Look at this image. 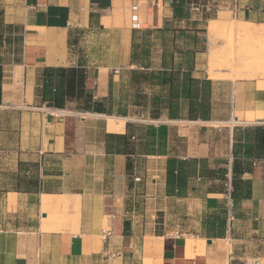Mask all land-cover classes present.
Masks as SVG:
<instances>
[{"label":"crops","instance_id":"crops-1","mask_svg":"<svg viewBox=\"0 0 264 264\" xmlns=\"http://www.w3.org/2000/svg\"><path fill=\"white\" fill-rule=\"evenodd\" d=\"M99 1L0 0V113L36 119L28 127L36 134L30 137L32 147L17 150V172L12 174L25 186L17 183L5 191L25 201L29 214L12 218L10 228H0V264H264V160L241 174L250 181V194L232 205L230 225L227 194L208 191L217 180L205 177L204 170L222 166L225 159L230 178L234 127L264 124V78L226 79L228 90L218 98L211 89L209 120L190 119L188 99L178 101L177 119H170L163 107L153 121L166 126V147L140 155L155 163L140 183L127 168L128 156L132 164L135 157L127 153L132 136L126 125L137 108L132 104V69L171 72L177 92L184 82L188 85L189 74L205 78L196 56L192 61L169 57L166 45L152 36L181 34L187 42L203 28L202 7L264 25V0H106L101 6ZM143 46L149 55L132 61V52ZM79 64L85 69V88L93 100H105V112L77 110L75 100L64 108L42 103L43 68ZM154 82L140 91L167 96L174 90L159 79ZM223 104L226 114L218 116ZM144 114L149 119L148 109ZM196 121L226 125L224 154L214 153L209 141L180 138V131L188 128L175 125L189 127ZM170 158L206 159L193 174L180 166L186 187L179 194L173 187L168 193L166 187ZM43 202L52 209L66 202L74 217L51 228L42 220L47 215L41 211ZM183 205L185 221L176 216ZM216 217L222 227L215 223L209 229L207 220Z\"/></svg>","mask_w":264,"mask_h":264},{"label":"rangeland","instance_id":"rangeland-1","mask_svg":"<svg viewBox=\"0 0 264 264\" xmlns=\"http://www.w3.org/2000/svg\"><path fill=\"white\" fill-rule=\"evenodd\" d=\"M207 1L208 0H204L202 3L206 4ZM200 11H202L203 21L201 27L203 28L199 30V34L189 36L187 42L184 41V38L180 34L172 33H166L164 35L153 34L154 36H152V38L157 39L158 42L166 45L169 50L167 53L169 57L171 55L175 57L182 56L181 52L185 49L197 50L195 52L196 54H194V56L197 57L196 65L199 68L198 71L204 74L205 78H208V70H211V68V71L222 72V77L218 80H211L208 78L211 81V89L214 90V98H218L220 92L226 93L228 90V86L226 85L228 81H225L226 79L234 81L236 78H264V34L260 36L257 34L252 37L242 36L238 34L236 30L230 29L231 23H235L232 25L234 28L243 26L239 22L240 20L236 19V17L225 16L222 12L216 13L212 7H210V9L202 7L200 8ZM204 19H206V21ZM212 20L213 23L218 26V32L216 31L214 34L210 35L207 28ZM219 23H223V25H219ZM224 24H226V29H224ZM221 26L224 27L222 28ZM253 30H256L257 33H259L258 31H263L264 29L256 26ZM143 37L151 39V34L145 33L143 34ZM212 49L213 51L216 50L215 52L217 53L215 56L218 57H214L213 61H209L208 52ZM257 57L259 58V62L256 59ZM211 62H214V66ZM257 62L261 64L257 65ZM74 106L68 105V108L73 109ZM227 108L224 104L221 105L219 110H217V115L224 116ZM70 111L75 112L77 110ZM130 116L131 117L128 119V122L131 125L129 127V132L133 135L130 141V150L135 157L132 164V179L138 176L140 177V181L137 182L140 183L142 175L147 169H152L155 164L149 163L148 160L150 159L140 156L141 154L144 155L146 150L150 148L146 144L145 127L150 123H158H154L153 120L150 122V119L144 117V110L142 111L138 108H136ZM34 122H36V119L31 118L30 115L13 113L12 111L0 113V126L3 127L0 128V221L4 220V225L0 226V228H10L12 226V218H21L28 216L29 214L26 210V206L23 204L25 201L16 200L14 197H11V194H6L5 191L12 186H15L17 183L18 185H25L21 178H19L18 182L12 174L17 172V150L20 148L26 150L27 148L32 147V139H30V137L32 138L36 134H32L28 127H32ZM234 122L236 121L233 120L231 123H228V125L233 126ZM255 125L260 124H238L236 127ZM175 126H179V128L184 127V130L188 128V132L180 131L181 134H184V137L180 138L185 139L188 136L193 139L196 138L200 142L209 141L212 144V151L218 156L227 151L226 144L228 141L226 140L227 131L225 124H219L217 122L201 123V121H196V123H190L189 127L181 125L180 123ZM180 145L183 144L180 143ZM165 147L163 149H165ZM155 168L156 172H158V167L156 166ZM62 203V206L47 210V203L43 202V209L41 208V211L44 213L47 212V218H42V220L43 222L52 224L51 228H56L58 223L65 222L69 215L73 216V210L68 212L67 203ZM185 213V206H179L176 216L180 220L185 221ZM60 226H62V224H60Z\"/></svg>","mask_w":264,"mask_h":264},{"label":"trees","instance_id":"trees-1","mask_svg":"<svg viewBox=\"0 0 264 264\" xmlns=\"http://www.w3.org/2000/svg\"><path fill=\"white\" fill-rule=\"evenodd\" d=\"M93 1V0H92ZM95 1V0H94ZM184 0H180V3ZM106 0H100L98 4H106ZM199 31V30H198ZM181 35V34H180ZM135 49V48H134ZM197 50L185 49L182 53L188 61L193 60V56ZM149 55L148 47L143 46L139 53L132 52V61L142 59ZM192 67L189 66V70ZM131 82L134 92L132 93V104L140 110L148 109V117L156 120L160 117V110L163 107L168 109V117L170 119L179 118L178 101L180 99H188V117L193 120H209L210 90L211 81L207 78L188 77V85L184 82L182 92H177L174 86V77L172 73L165 74L163 71L155 72L141 69L131 70ZM155 79H159L160 84H169L171 90L167 96L155 92H141L140 88L146 84L154 85ZM41 87L39 96L44 105L53 108H64L71 101H76V109L80 111L105 112V100H93L92 93L89 92L84 85L85 69L82 64L77 67H44L41 74ZM0 101H1V68H0ZM140 107V108H139ZM127 128L131 126L127 122ZM146 144L150 147L145 154H155L165 147L166 143V126L163 124H148L145 127ZM130 136H133L132 134ZM128 154H132L130 146ZM231 176L227 179V161L222 160V166L210 169L205 168V177L209 180H217L207 187L208 191L226 193L232 201V205L238 199L248 197L250 194V181L242 179L240 176L245 171H250L252 162L264 160V124L246 127H234L231 145ZM128 156L127 168L132 171V161ZM206 159L192 158L185 162L170 158L166 164V187L169 191L173 187V193L179 194L186 187V175L180 174V166H185L186 174H193L197 163L204 164ZM252 165V166H251ZM229 181L230 190L228 191L225 184ZM25 186V185H24ZM172 191V190H171ZM227 210L225 209V214ZM217 223L218 227H222L223 221L216 217L207 220V226L212 229Z\"/></svg>","mask_w":264,"mask_h":264},{"label":"bare ground","instance_id":"bare-ground-1","mask_svg":"<svg viewBox=\"0 0 264 264\" xmlns=\"http://www.w3.org/2000/svg\"><path fill=\"white\" fill-rule=\"evenodd\" d=\"M215 21V20H214ZM240 22V21H239ZM217 23V22H216ZM243 26H238V27H236V28H234V26H232L233 24H235V23H231V27H230V29L231 30H236V32L238 33V34H240V35H242V36H246V37H252V36H254V35H263L264 34V30L263 31H258L259 33H257V31L256 30H253L254 28H256V26L258 27V28H263L264 29V25H262V24H260V25H255V24H253V23H250V22H245V21H241L240 22ZM221 23H219V25H220ZM221 25H223V23L221 24ZM225 25V28L224 29H226V24H224ZM255 26V27H254ZM217 25H215L214 23H213V20L212 21H210V23H209V26H208V29H209V33H210V35H212V34H214L218 29H217ZM222 27V26H221ZM224 27V26H223ZM222 27V28H223ZM220 31V30H219ZM218 32V31H217ZM218 36V35H217ZM258 37V36H257ZM259 47V46H258ZM259 49V48H258ZM262 50V49H261ZM216 51V50H215ZM215 51H213V49L212 50H210L209 52H208V59H209V61H213L214 60V57L216 58V57H218V56H215V54L217 53V52H215ZM255 51V50H254ZM253 57V56H252ZM252 59V58H251ZM255 59V58H254ZM257 60L259 59L258 57L256 58ZM255 59V60H256ZM215 60H217V59H215ZM261 61V60H260ZM258 62H259V60H258ZM256 63L257 65L258 64H261V63ZM212 63V62H211ZM214 63V62H213ZM213 63H212V65H213ZM210 65V64H209ZM214 66V65H213ZM210 67V66H209ZM207 70V69H206ZM211 70H212V68H211ZM211 70H208V74H209V78L211 79V80H218V79H220L221 77H222V74L223 73H221V72H218V71H211ZM227 74V73H226ZM47 206H48V209L47 210H51L52 209V206L53 205H51V204H47ZM43 219H46L47 217H42Z\"/></svg>","mask_w":264,"mask_h":264},{"label":"built area","instance_id":"built-area-1","mask_svg":"<svg viewBox=\"0 0 264 264\" xmlns=\"http://www.w3.org/2000/svg\"><path fill=\"white\" fill-rule=\"evenodd\" d=\"M50 114L52 115V114H54V113H53V112H50ZM252 165H253V166L256 165V162L253 161V162H252ZM133 180H134L135 182L140 181V177L136 176V177L133 178ZM225 186H226L227 190L229 191L230 188H231L229 181L225 184ZM226 199H227V206H226V210H227V213H226V221H227V224L230 225V223L234 220V215H233V212H232V201H231V199L229 198L228 195H226ZM106 234L109 235L110 233L107 232Z\"/></svg>","mask_w":264,"mask_h":264},{"label":"water","instance_id":"water-1","mask_svg":"<svg viewBox=\"0 0 264 264\" xmlns=\"http://www.w3.org/2000/svg\"><path fill=\"white\" fill-rule=\"evenodd\" d=\"M43 216L45 215V214H42Z\"/></svg>","mask_w":264,"mask_h":264}]
</instances>
